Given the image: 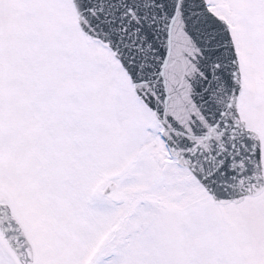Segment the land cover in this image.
I'll return each instance as SVG.
<instances>
[{"label": "snow or ice", "instance_id": "6c2138e0", "mask_svg": "<svg viewBox=\"0 0 264 264\" xmlns=\"http://www.w3.org/2000/svg\"><path fill=\"white\" fill-rule=\"evenodd\" d=\"M0 264H264V0H0Z\"/></svg>", "mask_w": 264, "mask_h": 264}]
</instances>
